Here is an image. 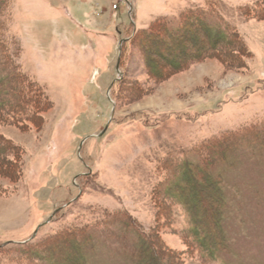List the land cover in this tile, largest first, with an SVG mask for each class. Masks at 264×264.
Segmentation results:
<instances>
[{"label":"rangeland","instance_id":"rangeland-1","mask_svg":"<svg viewBox=\"0 0 264 264\" xmlns=\"http://www.w3.org/2000/svg\"><path fill=\"white\" fill-rule=\"evenodd\" d=\"M194 8L235 32L234 64L199 56L208 49L195 41L171 63L146 40L153 22ZM0 40V81L14 70L43 99L39 116L25 90L21 108L0 113L1 139L19 147L6 160L18 164L0 163V264H78L82 236L88 264H133L129 221L169 264H264V0H0ZM230 132L234 150H209L217 162L203 174L220 176L227 201L228 247L211 262L165 190L183 184L178 162L205 165L201 145ZM207 186L211 209L198 205L211 212Z\"/></svg>","mask_w":264,"mask_h":264},{"label":"trees","instance_id":"trees-1","mask_svg":"<svg viewBox=\"0 0 264 264\" xmlns=\"http://www.w3.org/2000/svg\"><path fill=\"white\" fill-rule=\"evenodd\" d=\"M212 14L213 11H211L210 8L206 10L197 8L190 9L185 11L175 23H173L172 20L167 19L156 20L143 33L145 36H150L147 37V39L145 37V39L152 43L154 42L159 47V51H163L162 57L169 60L171 63H175L176 61L183 63L188 58L186 57L184 48L187 47V45L191 46L193 44L192 42L195 41L200 49H208L199 56L219 54L224 56L228 63L234 64L237 61L235 55L240 54L239 52L241 51L242 46H240L239 41L236 39L235 32L231 30L227 24H224L222 19L216 17L213 21L216 22V25H211L213 23ZM3 44H5L4 41H2V45ZM3 49L0 46V66L2 68L3 65L7 63V57H2V53H5ZM171 53L172 56L170 57L169 54ZM10 68L13 69L11 65ZM6 69H8V67ZM11 71L12 72H8V70H5V75L0 81V83L3 82L0 84V113L5 110L10 111V109L21 108V99L25 90L26 94L30 95L29 103L34 111L33 114L39 116L40 111L37 110V106H39V109L42 107V95L35 87L29 85L26 86L28 80H25L24 76H21L20 74L18 75V72L16 73L14 70ZM22 85L25 86L23 87ZM18 86L20 88H18ZM3 87L5 88L3 89ZM10 93L13 95L12 101L8 100V95H10ZM235 137L237 136H234L231 132L225 133L219 139L201 145L203 150H205L203 152L205 153V165H203L201 161L196 163L188 160L178 162L179 164L176 166L178 168L177 176L183 184L173 181L168 183L169 185H167L165 190L170 199L181 204L185 210V218L188 221L186 229L187 239L194 240L200 236V233L204 234L197 238L196 244L191 245L202 257L207 258L211 262H216L217 253L219 251H226L228 247L226 234L223 230L225 218L224 208L226 207L227 201H225L224 198L223 187L217 185V181L220 182V176L218 174H213L214 176H205L203 174L208 172L207 170L214 165L217 160H223L226 158L230 150H234L232 146H234L233 139ZM17 148L19 149L16 145L10 144L8 141H4L0 137V163L6 165V163L10 162L9 165L11 166L18 164L17 159H11V161L6 162L9 158V154ZM209 150L215 155L217 151H220L217 160L215 157L208 155L210 153ZM200 151L201 149H199V153ZM192 174L195 175L196 181L192 184V187H190L192 191L190 193L189 189H186V187H189L188 184L190 185V182H192L190 178ZM201 178L202 180L199 181ZM207 185L213 186L215 189L214 201H216V203L213 201V213L212 211L207 212V209V211L203 209V204L198 205L203 201H207V203H209L208 208L211 209L210 204L212 202L208 200L209 195L204 188ZM192 188L195 189V193H193ZM201 190L202 195L199 194V191L201 192ZM195 204L198 206H195ZM126 225H130L127 226L128 229L133 230L134 228L136 230L135 234L137 236V243L133 264H169L171 261L170 258L162 253L163 251L161 248L159 251V245L157 243L158 239L155 234L152 232H143L139 227L135 226L133 221H129ZM206 225L209 226L210 230H206L208 228ZM79 234L82 235L80 232ZM81 239L83 242H86L84 236H82ZM31 241L32 240L25 241V243L22 244L8 243L7 247H16L25 250ZM76 242L80 243L75 260L78 261V264H88L83 250V247L87 244L80 240H76ZM76 242L75 247L77 244ZM150 246L153 247V249L148 248Z\"/></svg>","mask_w":264,"mask_h":264},{"label":"water","instance_id":"water-1","mask_svg":"<svg viewBox=\"0 0 264 264\" xmlns=\"http://www.w3.org/2000/svg\"><path fill=\"white\" fill-rule=\"evenodd\" d=\"M130 13V12H129ZM123 43V41H121L120 43H119V47H120V45ZM116 72H117V74L119 75V76H121V74L119 73V71H118V67H116ZM108 94V93H107ZM110 122V121H109ZM109 124V123H108ZM107 124V125H108ZM106 128H107V126L105 127V129L99 134V136L100 135H102L103 133H104V131L106 130ZM50 221V219H48L44 224H47L48 222ZM41 226V225H40ZM40 226H38V228L40 227ZM38 228H37V230H38ZM37 230H35V232L32 234V237H31V239H33L34 237H35V235H36V233H37ZM23 243H25V242H23Z\"/></svg>","mask_w":264,"mask_h":264}]
</instances>
